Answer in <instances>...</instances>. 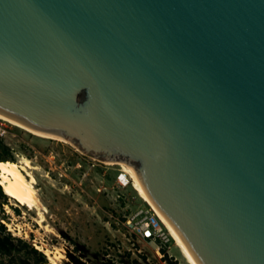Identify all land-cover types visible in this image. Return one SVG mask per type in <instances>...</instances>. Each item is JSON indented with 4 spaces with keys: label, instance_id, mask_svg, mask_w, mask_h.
<instances>
[{
    "label": "water",
    "instance_id": "95a60500",
    "mask_svg": "<svg viewBox=\"0 0 264 264\" xmlns=\"http://www.w3.org/2000/svg\"><path fill=\"white\" fill-rule=\"evenodd\" d=\"M0 116L130 166L197 264H264V0H0Z\"/></svg>",
    "mask_w": 264,
    "mask_h": 264
},
{
    "label": "rangeland",
    "instance_id": "374dc122",
    "mask_svg": "<svg viewBox=\"0 0 264 264\" xmlns=\"http://www.w3.org/2000/svg\"><path fill=\"white\" fill-rule=\"evenodd\" d=\"M0 129V164L26 157L39 167L34 175L39 198L47 208L46 221L39 225L37 211L17 207L5 193L6 197L0 195L4 236L10 234L16 242L24 240L54 254L62 248L64 257L58 264H187L174 241L169 245L173 257L165 261L155 245L133 233L127 222L139 209H147V203L133 187L119 186L121 167L117 164L94 159L75 146L37 137L1 119ZM27 256L26 249L0 255V264H19Z\"/></svg>",
    "mask_w": 264,
    "mask_h": 264
},
{
    "label": "bare ground",
    "instance_id": "6f19581e",
    "mask_svg": "<svg viewBox=\"0 0 264 264\" xmlns=\"http://www.w3.org/2000/svg\"><path fill=\"white\" fill-rule=\"evenodd\" d=\"M0 119L37 137L43 139L55 140L58 142H62L64 144L72 145L71 143H69L64 139L36 133L4 117L0 116ZM78 151L81 152L80 150ZM109 164L113 165L112 163ZM117 165L121 167L123 172H125L132 179L133 182L130 180L131 187H133L136 190L140 198L145 203H147L149 206H151L153 209L156 210L159 218L166 226L168 232L170 233L171 237L174 240L175 246L178 247L185 262L187 264H197L189 248L187 247L186 243L183 241V239L179 236V234L174 230V228L170 225V223L165 219V217L153 204L152 200L148 196L147 192L145 191L138 177L134 173L133 169L126 164H117ZM37 170H39V167L34 165L33 162L26 157L23 158L21 157V159L18 162H3L0 164V186L5 191L6 195L9 196L12 199V201H14L15 206L17 207L24 206L30 211H34V210L37 211L36 221L39 225H43L46 221L45 214L47 213V208L42 205L41 200L39 198L37 179L36 176L34 175V171ZM7 208L8 211L10 212L11 211L10 207ZM8 226L10 231H14L11 225ZM36 248L39 249L41 252L43 251L48 256L49 259L48 264H58L56 261L64 257L62 252L60 251L62 248L60 250L58 249L55 254L51 250L43 249L40 246H37Z\"/></svg>",
    "mask_w": 264,
    "mask_h": 264
},
{
    "label": "built area",
    "instance_id": "2783aa9c",
    "mask_svg": "<svg viewBox=\"0 0 264 264\" xmlns=\"http://www.w3.org/2000/svg\"><path fill=\"white\" fill-rule=\"evenodd\" d=\"M1 135L0 129V136ZM117 182L121 187L131 186L130 179L127 178V175L122 169L119 170L117 175ZM127 223L132 227L133 233L137 235L139 239L155 245L160 256L164 258L165 261L172 259L173 256L170 254L169 245L174 240L155 209L147 204V209H139L136 211Z\"/></svg>",
    "mask_w": 264,
    "mask_h": 264
},
{
    "label": "trees",
    "instance_id": "16d2710c",
    "mask_svg": "<svg viewBox=\"0 0 264 264\" xmlns=\"http://www.w3.org/2000/svg\"><path fill=\"white\" fill-rule=\"evenodd\" d=\"M0 161L2 162V160ZM4 193L5 191L0 186V195L6 197L5 195L6 193L5 194ZM4 232H5V227L0 222V255L10 256L14 252H21L26 249L28 256L19 260V264H48V260L45 254L39 252L30 244L24 242V240L19 239L16 242L15 239L10 236V234L4 236L3 234ZM31 256H32V260L30 258Z\"/></svg>",
    "mask_w": 264,
    "mask_h": 264
}]
</instances>
